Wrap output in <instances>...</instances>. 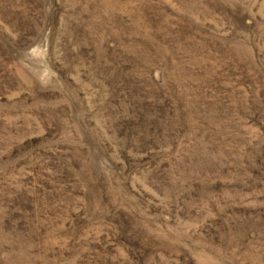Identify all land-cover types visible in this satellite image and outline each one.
Returning a JSON list of instances; mask_svg holds the SVG:
<instances>
[{"label":"rangeland","instance_id":"1","mask_svg":"<svg viewBox=\"0 0 264 264\" xmlns=\"http://www.w3.org/2000/svg\"><path fill=\"white\" fill-rule=\"evenodd\" d=\"M0 264H264V0H0Z\"/></svg>","mask_w":264,"mask_h":264}]
</instances>
